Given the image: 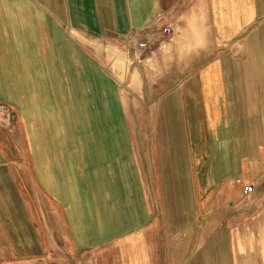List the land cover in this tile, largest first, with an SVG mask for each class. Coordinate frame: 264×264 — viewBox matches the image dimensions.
Masks as SVG:
<instances>
[{
  "label": "crops",
  "instance_id": "1",
  "mask_svg": "<svg viewBox=\"0 0 264 264\" xmlns=\"http://www.w3.org/2000/svg\"><path fill=\"white\" fill-rule=\"evenodd\" d=\"M151 27L145 140L105 53ZM0 101V262L264 264V0H0Z\"/></svg>",
  "mask_w": 264,
  "mask_h": 264
},
{
  "label": "rangeland",
  "instance_id": "2",
  "mask_svg": "<svg viewBox=\"0 0 264 264\" xmlns=\"http://www.w3.org/2000/svg\"><path fill=\"white\" fill-rule=\"evenodd\" d=\"M149 28L145 29H137L136 31H148ZM133 30H130L132 32ZM168 34L157 37L148 38L149 44L145 49H135L131 43H128L127 38L125 39L130 47L128 50L126 49H118L119 52H123L124 57L130 58L139 72V76L141 79V86L139 90H132L128 88L125 84V75L124 68L122 67V63L119 62L118 58L113 56L110 57L105 53V46H108L109 43H98L101 45L100 50H96L95 55L97 53H105V65L107 66V70L109 71V75L115 80L117 86L121 90L125 102L128 106V114L131 126L129 128L130 134H138L145 137V140L154 136L156 134V127L152 126L151 123V112L150 107L155 103L156 96L152 95L150 92L153 90H158L161 86L167 82L164 78H162V70L159 67L158 60L159 54L158 51H163L162 53H166L167 59L171 60L173 48L170 43L166 40V36ZM127 36V35H126ZM144 36V35H143ZM142 37V36H141ZM114 44V43H113ZM138 51V52H137ZM126 55V56H125ZM139 57L141 59L139 60ZM16 113L13 109L5 102L0 101V129L1 130H10L11 126L16 122ZM147 139V140H148ZM9 165V164H8ZM12 165V164H10ZM13 171V169H10ZM14 176V175H13ZM3 178V176L0 175ZM3 181V179H2ZM0 180V182H2ZM8 197V196H7ZM5 199L6 197H2ZM5 202L9 205L10 199H5ZM12 203V202H11ZM8 207H1V209L7 210ZM32 209V208H31ZM5 212V211H4ZM1 238L3 237V233L0 234ZM9 245L5 239L0 240V260H5L8 258H15L16 255L7 254L5 251H9ZM4 252V253H3ZM58 252V254H57ZM52 256L56 259H64L62 253L60 251H55ZM44 260V256L39 257H27V259L18 260L13 264H27L32 263L33 260L36 259ZM29 263V264H30ZM0 264H5L4 262H0Z\"/></svg>",
  "mask_w": 264,
  "mask_h": 264
},
{
  "label": "built area",
  "instance_id": "3",
  "mask_svg": "<svg viewBox=\"0 0 264 264\" xmlns=\"http://www.w3.org/2000/svg\"><path fill=\"white\" fill-rule=\"evenodd\" d=\"M160 31L164 33H168L170 31L169 27L166 25L160 26ZM158 32L155 27L149 28L148 31H136L133 30L129 34H127L126 38L128 43H131L135 49H145L149 44L148 38L154 37V35ZM144 35V36H143ZM142 36V37H141Z\"/></svg>",
  "mask_w": 264,
  "mask_h": 264
},
{
  "label": "bare ground",
  "instance_id": "4",
  "mask_svg": "<svg viewBox=\"0 0 264 264\" xmlns=\"http://www.w3.org/2000/svg\"><path fill=\"white\" fill-rule=\"evenodd\" d=\"M119 62L122 63V67L124 68L125 81L131 84L133 79L137 78L135 65L122 57L119 59Z\"/></svg>",
  "mask_w": 264,
  "mask_h": 264
}]
</instances>
